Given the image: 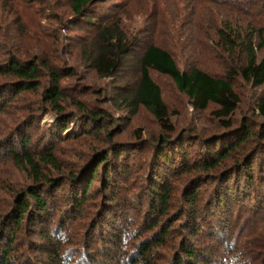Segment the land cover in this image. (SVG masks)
I'll use <instances>...</instances> for the list:
<instances>
[{
	"label": "rangeland",
	"instance_id": "1",
	"mask_svg": "<svg viewBox=\"0 0 264 264\" xmlns=\"http://www.w3.org/2000/svg\"><path fill=\"white\" fill-rule=\"evenodd\" d=\"M68 3L0 0V253L2 240L7 244L13 238L8 264H136L142 261L140 245L163 229L168 231L166 239L149 249L148 264H179L180 258L185 260L183 246L206 253L202 264H264V192L262 198L255 193L231 213L204 209L211 187L215 189L213 182L227 175L231 161L249 162L254 156L263 160L264 120L256 114L255 103L264 95V86L253 88L243 81L234 86L240 104L232 117L234 132L224 142L242 129H248L250 137L230 158L209 172L183 169L177 155L175 163L162 166L156 162L157 140L163 134L156 120L141 106L131 113L121 104V95L133 90L138 80L135 59L109 79L98 77L86 62L88 40L96 27L74 21ZM94 8L103 17L121 20L124 30L145 27L144 22H151L159 12L166 13L169 21L175 10L182 35L189 37L194 20L209 33L211 20L224 14L242 33L264 28V0H109L99 1ZM163 37L155 42L162 44ZM18 61L35 62L42 85L48 83L46 66L57 68L66 97L63 118L45 102L41 88L16 94L18 78L8 70ZM151 78L160 88L178 144L196 147L189 151V164L199 162L205 149L202 140L221 131L211 113L214 108L194 112L169 78L155 73ZM81 108L97 114L101 131L93 132L98 123L86 121ZM63 125L64 133L59 132ZM24 135L31 138L27 150L37 157L39 173L53 179V187H42L49 203L45 216L30 207L9 235L16 195L35 185L34 172L6 152ZM107 151L109 158L121 155L108 162L107 174H103L105 164L98 168L97 163L90 185L83 187L93 155ZM46 154L54 164L39 162ZM155 183L166 189L162 202L155 198ZM193 190L197 197L191 205L188 192ZM79 192L84 196L77 209L73 204ZM193 209L199 217L194 220L199 228L194 236L189 224ZM225 218H230V228ZM218 220L225 227L215 238L206 231ZM154 221L157 224L148 231Z\"/></svg>",
	"mask_w": 264,
	"mask_h": 264
},
{
	"label": "trees",
	"instance_id": "2",
	"mask_svg": "<svg viewBox=\"0 0 264 264\" xmlns=\"http://www.w3.org/2000/svg\"><path fill=\"white\" fill-rule=\"evenodd\" d=\"M99 1L109 0H69L68 3L74 21H87L89 25L96 27L88 40L90 49L86 62L98 77L109 79L120 73L130 59H135L138 80L133 90L121 95V104L131 113H134L139 106L143 107L154 117L161 128L163 134L157 140L160 150L156 154V162L158 161L162 166L172 165V162L175 163L173 157L177 155L183 169L209 172L230 158L237 147L250 137L249 130L242 129L236 135L237 137L224 142V139L234 132L232 117L240 104L234 86L239 81L250 84L253 88L264 86V28L242 33L240 28H234L230 24L232 19L224 14L221 18L211 20L212 28H209V33L205 32L203 26L194 20L190 26L192 35L189 37V34L182 35L183 25L178 20L179 12L175 10L173 19L169 21L164 18L166 13L159 12L158 17L156 15L157 19L154 17L151 22H144L145 27L137 30H124L120 25L121 20L117 22L115 17H103L95 10L94 5ZM162 36H164L163 43H156V38ZM46 68L48 70L47 85H42L41 75L35 62L21 63L18 61L11 64L8 73L18 78L15 85L16 94L24 91L36 92L41 88L45 102L49 104L53 112H56V115L63 118L61 116L65 107L63 100L66 97L62 94L59 85L61 76H58L57 68L51 66H46ZM151 73L169 78L177 91L187 98L194 112L202 113L211 106L214 108L211 113L219 121L221 131L202 140L201 145H204L205 149L200 151L202 159L199 162L189 164V151L194 152V145L181 147L178 144L175 138L178 133L170 121L168 108L162 100L160 88L151 78ZM70 76L71 74H66L65 77ZM76 106L79 108L81 104L76 103ZM81 111L85 112L83 118L86 121L98 123L99 117L93 111L83 108ZM255 112L264 120V95L256 100ZM95 125L93 132L102 130L101 123ZM65 131L66 128L63 125L59 132L64 133ZM260 138L264 142L263 134ZM30 139L24 135L17 144L11 143L6 148L7 154L14 162L24 164L35 174L33 178L35 185L28 187L25 194L16 195L10 214L13 228L9 235H13V231L18 228L30 207L41 218L45 216L49 203L42 187L51 189L53 187V179L46 178L39 173L37 157L27 150ZM197 145L199 146L200 142ZM119 154L110 158L108 151L93 155L91 174L85 183L86 186L83 185V187L90 185L92 177L96 174V167L102 166L103 168L105 164L103 174H107L111 170L108 168L110 167L108 162L114 157H119ZM39 162L54 164L50 154L40 157ZM230 163L227 175L213 182L215 189L211 187L209 196L205 198L204 209L206 211L220 210L221 213H231L233 208L249 200L255 193L258 194L256 195L258 198L263 197L264 157L263 160L254 156L249 162L234 160ZM69 178L73 179L71 176ZM161 187L159 183L153 185L155 198L158 197L160 202L167 197L166 189ZM188 193L191 205H193L197 191L193 190ZM80 196H84L83 192L75 195L74 208H80ZM189 217V224L193 227L190 229V234L194 236L197 234L196 231H199L194 222L195 219H199L197 211L193 209ZM220 221L207 227L206 232L210 236L216 238L223 233L225 226L221 225ZM224 222L228 228L232 225L230 218H225ZM156 224V221L149 224L148 231H152ZM167 232L163 229L159 234H153L150 239H146L140 245L139 254H141L142 261L136 264H148L149 249L154 245H161L166 239ZM12 244L13 238L11 237L7 244L2 240L0 264H8ZM181 251L185 260L180 258L179 264H202L207 257L206 253L191 246H183Z\"/></svg>",
	"mask_w": 264,
	"mask_h": 264
}]
</instances>
